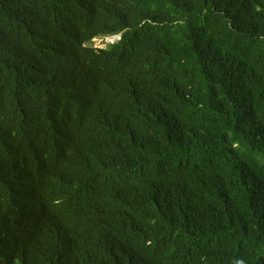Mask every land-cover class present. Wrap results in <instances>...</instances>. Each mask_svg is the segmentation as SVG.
Here are the masks:
<instances>
[{
  "label": "trees",
  "instance_id": "1",
  "mask_svg": "<svg viewBox=\"0 0 264 264\" xmlns=\"http://www.w3.org/2000/svg\"><path fill=\"white\" fill-rule=\"evenodd\" d=\"M0 264H264V0H0Z\"/></svg>",
  "mask_w": 264,
  "mask_h": 264
},
{
  "label": "rangeland",
  "instance_id": "2",
  "mask_svg": "<svg viewBox=\"0 0 264 264\" xmlns=\"http://www.w3.org/2000/svg\"><path fill=\"white\" fill-rule=\"evenodd\" d=\"M114 41V38L112 37H97L95 39L92 40V42L90 43L91 46L95 47V48H102L105 47V45L107 43H111Z\"/></svg>",
  "mask_w": 264,
  "mask_h": 264
},
{
  "label": "clouds",
  "instance_id": "3",
  "mask_svg": "<svg viewBox=\"0 0 264 264\" xmlns=\"http://www.w3.org/2000/svg\"><path fill=\"white\" fill-rule=\"evenodd\" d=\"M106 36L114 38V41L111 42V43H115L116 41H118V40L120 39V34L104 35V36H98V37H106ZM95 38H97V37H95ZM95 38H94V39H95ZM92 40H93V39H92ZM91 42H92V41H91ZM108 44H110V43H107L106 45H108ZM106 45H105V46H106ZM100 48H101V47H100ZM102 48H105V47H102ZM47 201L53 203L52 200H51L50 198H48V197H47Z\"/></svg>",
  "mask_w": 264,
  "mask_h": 264
}]
</instances>
